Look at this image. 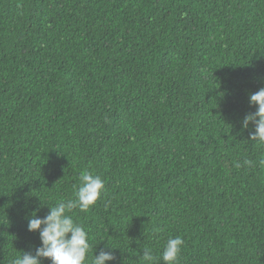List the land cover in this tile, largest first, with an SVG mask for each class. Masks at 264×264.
Listing matches in <instances>:
<instances>
[{
    "label": "trees",
    "instance_id": "16d2710c",
    "mask_svg": "<svg viewBox=\"0 0 264 264\" xmlns=\"http://www.w3.org/2000/svg\"><path fill=\"white\" fill-rule=\"evenodd\" d=\"M260 88L264 0H0V264L84 170L105 185L70 213L86 264H163L169 237L177 264H264Z\"/></svg>",
    "mask_w": 264,
    "mask_h": 264
},
{
    "label": "clouds",
    "instance_id": "9594fccd",
    "mask_svg": "<svg viewBox=\"0 0 264 264\" xmlns=\"http://www.w3.org/2000/svg\"><path fill=\"white\" fill-rule=\"evenodd\" d=\"M249 102L256 107V111L243 118L242 127L247 130L250 125L254 126L251 140L264 144V88L250 94ZM244 164L251 165L252 161L245 160ZM239 166L237 164V167ZM104 189V182L99 175L84 170L79 176L75 200L60 199L53 206L46 204L50 211L43 218L33 212L28 219V230L39 233L41 244L35 248L34 254L21 251L12 264H43L44 260H50L51 264H86L91 251L88 233L82 225L74 221L70 213L75 208L82 212L87 211L101 199ZM183 243L181 237H169L161 254L163 264H177ZM115 260L116 257L111 251H101L91 257V264H107ZM142 262L156 264L157 257L145 248Z\"/></svg>",
    "mask_w": 264,
    "mask_h": 264
}]
</instances>
